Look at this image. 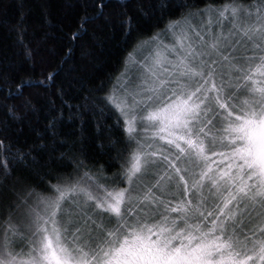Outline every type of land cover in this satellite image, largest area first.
Instances as JSON below:
<instances>
[{"label": "snow or ice", "instance_id": "6c2138e0", "mask_svg": "<svg viewBox=\"0 0 264 264\" xmlns=\"http://www.w3.org/2000/svg\"><path fill=\"white\" fill-rule=\"evenodd\" d=\"M89 22L0 61V264H264V0H0L27 64Z\"/></svg>", "mask_w": 264, "mask_h": 264}, {"label": "trees", "instance_id": "16d2710c", "mask_svg": "<svg viewBox=\"0 0 264 264\" xmlns=\"http://www.w3.org/2000/svg\"><path fill=\"white\" fill-rule=\"evenodd\" d=\"M53 2L55 3L57 2V0H53ZM73 2H75V0H73ZM83 14V11L79 12V15ZM56 15L57 20L51 21L53 24H58L60 21L64 20V10L57 9ZM72 16L73 18H77V13L75 10L72 11ZM33 23L36 29L40 28L39 22L36 20L35 16L33 19ZM95 32V27L91 22H89L86 26V30L80 35L78 40L71 45H69L67 39L60 41L59 33H57V37L55 39L47 41L45 45L42 46V51L37 55L34 65L31 62H29V64L25 63L23 61L22 54L20 53L19 48L13 46V39L9 38L6 34L0 33V61H2L7 67H9L12 70L13 74L17 77L25 76L26 79H30L32 81V85L30 87H26L25 91L31 92L33 95H35L36 93L43 92V89L39 88L36 82L43 79L41 72L45 68H47V63H42L41 61V56L47 55L45 49H47L49 45H52L55 46L57 52H59L60 43L64 45V51L51 60L53 67H56L57 65H61L62 58L64 57V52H68L71 48V56L67 58V63L62 64L60 68L61 78L67 75H78V69L81 64L79 55L80 45L94 43L97 39V37L94 35ZM96 52L100 56L101 61L104 63L105 71L114 67L115 62L119 58L117 55L118 49L116 47V41L106 42L104 46H100L99 44H97ZM50 70L51 69H49V71ZM9 103L15 105L16 103H19V99H14L12 101H9Z\"/></svg>", "mask_w": 264, "mask_h": 264}, {"label": "rangeland", "instance_id": "374dc122", "mask_svg": "<svg viewBox=\"0 0 264 264\" xmlns=\"http://www.w3.org/2000/svg\"><path fill=\"white\" fill-rule=\"evenodd\" d=\"M145 55H147V52H145L142 47L138 48L137 52L133 53L130 57L129 67L134 70L136 61Z\"/></svg>", "mask_w": 264, "mask_h": 264}]
</instances>
